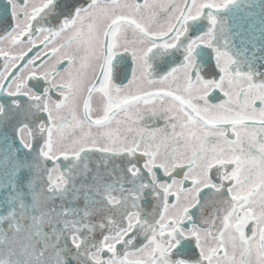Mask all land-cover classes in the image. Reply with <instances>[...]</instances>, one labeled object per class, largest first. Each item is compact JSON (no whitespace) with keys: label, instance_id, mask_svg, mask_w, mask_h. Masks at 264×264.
<instances>
[{"label":"snow or ice","instance_id":"1","mask_svg":"<svg viewBox=\"0 0 264 264\" xmlns=\"http://www.w3.org/2000/svg\"><path fill=\"white\" fill-rule=\"evenodd\" d=\"M0 60V264H264V0H6Z\"/></svg>","mask_w":264,"mask_h":264},{"label":"flooded vegetation","instance_id":"2","mask_svg":"<svg viewBox=\"0 0 264 264\" xmlns=\"http://www.w3.org/2000/svg\"><path fill=\"white\" fill-rule=\"evenodd\" d=\"M5 2H6V0H0V13L3 12ZM255 2L260 3V0H255ZM247 11L252 14L253 19L255 20V23L258 24L259 23L258 14L260 12V9L259 8H256L255 10L248 9ZM241 14H244V13L242 12ZM39 50H40V48H39V46H37L36 51H39ZM35 54H36L35 52L31 53V55H35ZM0 63H2V60H0ZM121 65H123V66H121ZM130 69H131V58H130V56L125 61L118 62L117 63V81L116 82H118V83L119 82H126L125 74L130 76ZM152 87L153 88L159 87V85H154ZM210 102L216 103V102H218V100L214 96ZM146 120H147V118H146ZM148 122L151 123L155 127L163 126V123H164V121L159 117L154 118V122L153 121H148Z\"/></svg>","mask_w":264,"mask_h":264}]
</instances>
